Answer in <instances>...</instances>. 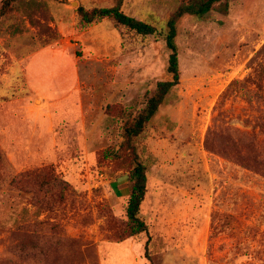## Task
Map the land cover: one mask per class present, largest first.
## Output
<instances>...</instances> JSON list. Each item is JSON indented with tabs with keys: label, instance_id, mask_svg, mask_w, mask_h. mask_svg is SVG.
<instances>
[{
	"label": "rangeland",
	"instance_id": "1",
	"mask_svg": "<svg viewBox=\"0 0 264 264\" xmlns=\"http://www.w3.org/2000/svg\"><path fill=\"white\" fill-rule=\"evenodd\" d=\"M111 4L14 0L0 15V264H147L145 234L121 240L128 164L113 154L124 117L168 78L162 34L179 0L122 1L155 35L76 27L78 6ZM175 44L179 83L133 141L152 264H264V0L183 16ZM36 176L59 190L36 194ZM18 225L31 251L17 250Z\"/></svg>",
	"mask_w": 264,
	"mask_h": 264
},
{
	"label": "trees",
	"instance_id": "2",
	"mask_svg": "<svg viewBox=\"0 0 264 264\" xmlns=\"http://www.w3.org/2000/svg\"><path fill=\"white\" fill-rule=\"evenodd\" d=\"M122 1L123 0H112V4L108 7H93L91 9H85L82 6H78L76 8V27L78 29H84L92 23L108 19L117 27H123L127 31L138 36L144 37L155 35L157 33V29L152 24L123 13L120 9ZM13 2L14 0H2L0 5V15L8 13L12 9ZM217 5L225 6L226 0H179L178 6L167 18L165 22V32L162 34V39L168 50L166 63V74L168 78L156 82L153 92L145 97L141 109L131 116L124 117L121 126L122 141L119 143L118 149L113 154L117 161H124L128 164L127 181L129 184V194L126 199V223L121 240L124 241L128 238L145 234L146 240L143 245V257L147 261V264H152L151 252L148 248L150 237L148 234V224L145 219L140 216V208L147 191V172L145 165L138 159L133 141L144 131L147 124L156 113L158 107L164 101L167 93L179 83L178 50L175 44L178 21L186 15L203 18L205 15L213 11ZM58 181V179L52 176L48 179L36 176L30 181H25V183L30 185L28 187H31L32 191L36 194H41L43 187H45L44 191L49 193V186L52 185L51 194L54 195L53 189L55 188L59 190ZM55 197L60 198L61 194L57 193L54 198ZM49 198L50 196L45 201L43 198H38L36 200L38 210L49 206ZM12 234L17 240L18 251L27 252L35 247L33 241L29 240V244L25 242L24 231L21 225H18Z\"/></svg>",
	"mask_w": 264,
	"mask_h": 264
},
{
	"label": "crops",
	"instance_id": "3",
	"mask_svg": "<svg viewBox=\"0 0 264 264\" xmlns=\"http://www.w3.org/2000/svg\"><path fill=\"white\" fill-rule=\"evenodd\" d=\"M50 48H53V49H55L54 47H50ZM41 50V49H40ZM39 51H37V52H35V53H33L32 55H30V56H32L33 57V55L35 56L37 53H38ZM29 57V56H28ZM24 70V69H23ZM23 72V75L25 76L24 78L26 79V82L28 83V81H29V77H27L26 75H25V70L24 71H22ZM28 85H29V83H28Z\"/></svg>",
	"mask_w": 264,
	"mask_h": 264
}]
</instances>
